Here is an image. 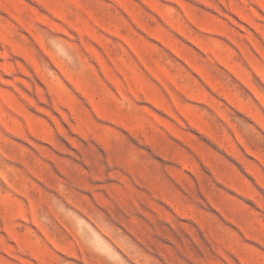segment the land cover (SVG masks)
<instances>
[{
  "label": "rangeland",
  "instance_id": "obj_1",
  "mask_svg": "<svg viewBox=\"0 0 264 264\" xmlns=\"http://www.w3.org/2000/svg\"><path fill=\"white\" fill-rule=\"evenodd\" d=\"M0 264H264V0H0Z\"/></svg>",
  "mask_w": 264,
  "mask_h": 264
}]
</instances>
